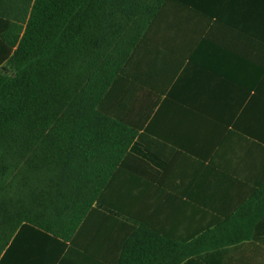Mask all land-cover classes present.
<instances>
[{
    "label": "crops",
    "instance_id": "1",
    "mask_svg": "<svg viewBox=\"0 0 264 264\" xmlns=\"http://www.w3.org/2000/svg\"><path fill=\"white\" fill-rule=\"evenodd\" d=\"M117 88L123 111L115 98L110 111L144 145L109 179L62 264H116L128 216L179 242L153 264H264V0H166ZM34 233L13 240L11 264H34ZM37 250L53 262L54 248ZM180 250L193 253L180 261Z\"/></svg>",
    "mask_w": 264,
    "mask_h": 264
},
{
    "label": "trees",
    "instance_id": "2",
    "mask_svg": "<svg viewBox=\"0 0 264 264\" xmlns=\"http://www.w3.org/2000/svg\"><path fill=\"white\" fill-rule=\"evenodd\" d=\"M165 1L0 0V264L22 229L44 236L26 245L34 264L51 261L50 247L62 264L109 179L144 145L110 107L115 98L123 111L114 86ZM128 217L116 264H153L179 246Z\"/></svg>",
    "mask_w": 264,
    "mask_h": 264
}]
</instances>
